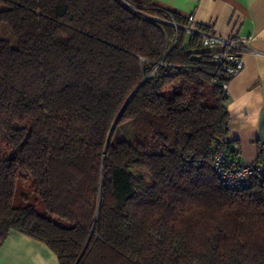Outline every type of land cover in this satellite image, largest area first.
<instances>
[{"label": "trees", "instance_id": "obj_1", "mask_svg": "<svg viewBox=\"0 0 264 264\" xmlns=\"http://www.w3.org/2000/svg\"><path fill=\"white\" fill-rule=\"evenodd\" d=\"M188 26L153 0H0V247L264 264V179L229 189L212 168L228 79Z\"/></svg>", "mask_w": 264, "mask_h": 264}, {"label": "crops", "instance_id": "obj_2", "mask_svg": "<svg viewBox=\"0 0 264 264\" xmlns=\"http://www.w3.org/2000/svg\"><path fill=\"white\" fill-rule=\"evenodd\" d=\"M153 4L221 36L248 38L243 69L227 83L229 115L227 160L230 166L255 163L264 143V0H153ZM0 264H58L44 243L16 231L0 247Z\"/></svg>", "mask_w": 264, "mask_h": 264}, {"label": "built area", "instance_id": "obj_3", "mask_svg": "<svg viewBox=\"0 0 264 264\" xmlns=\"http://www.w3.org/2000/svg\"><path fill=\"white\" fill-rule=\"evenodd\" d=\"M158 20L157 18H154ZM189 26L185 28L188 33L199 34L202 37L201 47L211 53V61L215 64L214 74L219 77L224 75L228 81L235 77L243 69L242 53L248 44V38L229 34L221 36L209 28V32L200 33L196 30L197 24H193V15L186 17ZM169 24L178 28L171 21ZM223 84L225 95L227 96V83ZM212 168L216 176L229 189H242L249 186L254 177L264 179V143L259 147L258 161L255 163H241L230 166L227 160V150L225 140H218L214 146L212 154Z\"/></svg>", "mask_w": 264, "mask_h": 264}, {"label": "rangeland", "instance_id": "obj_4", "mask_svg": "<svg viewBox=\"0 0 264 264\" xmlns=\"http://www.w3.org/2000/svg\"><path fill=\"white\" fill-rule=\"evenodd\" d=\"M1 35H2L3 38L9 40V42L12 45H15V39H14L13 35L11 34L9 28L6 25L2 26ZM128 133H129V128H128Z\"/></svg>", "mask_w": 264, "mask_h": 264}, {"label": "water", "instance_id": "obj_5", "mask_svg": "<svg viewBox=\"0 0 264 264\" xmlns=\"http://www.w3.org/2000/svg\"><path fill=\"white\" fill-rule=\"evenodd\" d=\"M114 125H115V124H113V125H112V128H111V130H110V132H109V135H108V139H109V138H110V136H111V133H112V131H113V128H114Z\"/></svg>", "mask_w": 264, "mask_h": 264}]
</instances>
